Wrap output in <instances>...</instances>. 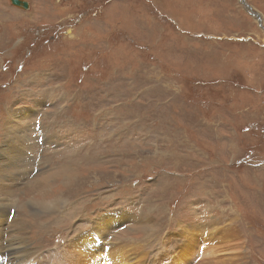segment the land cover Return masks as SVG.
<instances>
[{"label": "rangeland", "instance_id": "rangeland-1", "mask_svg": "<svg viewBox=\"0 0 264 264\" xmlns=\"http://www.w3.org/2000/svg\"><path fill=\"white\" fill-rule=\"evenodd\" d=\"M25 1L0 0V226L23 224L17 258L264 264V0Z\"/></svg>", "mask_w": 264, "mask_h": 264}, {"label": "bare ground", "instance_id": "bare-ground-1", "mask_svg": "<svg viewBox=\"0 0 264 264\" xmlns=\"http://www.w3.org/2000/svg\"><path fill=\"white\" fill-rule=\"evenodd\" d=\"M24 11V10H23ZM251 16V15H250ZM20 116V115H19ZM16 119H18V120H20L21 122H23L22 121V119L20 118H17L16 117ZM15 119V120H16ZM14 119H9V121H8V123H14L13 125H16L17 123H16V121H15ZM20 121H18V123L20 122ZM18 126V125H17ZM15 173H16V170H15ZM19 173V172H18ZM18 173H16V174H18ZM7 174V173H6ZM26 174V173H25ZM67 176V175H66ZM28 178V177H27ZM71 181L72 180H67V183L69 184V183H71ZM26 182H29L28 180L26 181ZM34 183V182H33ZM32 183V184H33ZM64 183V182H63ZM50 184V183H49ZM54 184V183H53ZM36 185H32V187L33 188H36V189H39V188H37V187H35ZM44 186H45V184H44ZM40 187V186H39ZM44 189V188H43ZM38 192H40V191H38ZM37 192V193H38ZM54 193V192H53ZM48 194V191L45 189L44 191H42L41 190V192H40V196L41 197H44V199L43 200H45V201H43V200H41L39 203L42 205V206H45V205H48V204H50V203H52L53 204V207H56V205H58L59 203L56 201V200H58L59 198H61V197H59V196H57L55 199H53L52 197H50V196H48L47 195ZM52 194V193H51ZM39 200V199H38ZM10 206H11V204H10ZM10 206H9V208H10ZM37 206V205H36ZM52 206V205H51ZM9 208H6L7 209V213L9 212ZM42 208V207H41ZM39 209H40V207H39ZM45 209H48V210H51V208L50 207H46ZM55 209V208H54ZM44 210V209H43ZM31 213V212H30ZM40 213H43V211L42 212H39V214ZM44 213H45V210H44ZM36 214V213H35ZM36 217V216H35ZM17 220L16 219H14L13 220V225H12V222H11V225H10V223L7 225V227H5V228H2L1 229V227L2 226H0V244L1 245H4L3 247H2V250H3V253L1 252V250H0V255L2 256V254H3V258H5V259H8L9 260V263H7V264H32L31 263V259H18L17 258V249H19L20 247H22L21 245H23L24 243H25V240L23 239V238H21L22 236H25V232H24V230H25V228H24V226H23V224L21 223V221H18V222H16ZM106 224H107V222H105ZM92 224H93V222H92ZM94 225V224H93ZM93 225H92V228L89 230V231H85V232H83V233H81V235H79L78 237H81V236H83V235H86V234H89L91 231H92V229H93ZM213 227V226H212ZM13 229V236L14 237H16V238H14V240H1V237L3 236V235H5L6 236V234L8 233V230H9V233H10V229ZM98 229V228H97ZM216 229V228H215ZM98 231V230H97ZM100 232L101 233H103L104 232V228H103V226H102V223H101V225L99 226V232H98V234H99V236H97L99 239L101 238V235H100ZM216 231H212L211 232V234L213 233H215ZM8 233V234H9ZM97 235V234H96ZM78 237H76V238H74L72 241H74L75 239H77ZM88 240V239H87ZM5 241V242H4ZM71 241V242H72ZM92 241V240H91ZM5 243V244H4ZM17 243V244H16ZM89 242H82V244H78V243H75V244H73V248H75V250H77L78 249V252H80V255H79V253L78 252H76V255H75V258L77 259V258H80V256H84V257H86L87 259H88V255H86V254H89V251H88V249H87V246H89L90 247V249L91 250H93V248H95L94 247V245L93 244H88ZM92 243H94L93 241H92ZM206 244V243H205ZM87 245V246H86ZM26 249V248H25ZM79 250H81V251H79ZM106 250V248H104L103 247V249H102V251L101 252H104ZM115 251V250H114ZM118 251V250H117ZM27 252V251H26ZM26 252H23L22 251V255L23 256H28V255H25L26 254ZM119 252H120V250H119ZM93 254V253H92ZM113 254V253H112ZM125 254V253H124ZM123 254V255H124ZM117 255H118V253H117ZM102 256H104V254H102ZM30 256H28V258H29ZM121 257V256H120ZM95 259V261H94V263L95 264H97L98 262H102V261H100V256L99 255H96V257L94 258ZM114 259V261H113V264H119V261H120V259L116 256V258H113ZM123 259V258H122ZM77 261V260H76ZM87 261V264H88V261H89V259L88 260H86ZM108 261V260H107ZM71 263V262H70ZM77 263V262H76ZM75 263V264H76ZM0 264H4V263H1L0 262ZM109 264V263H108ZM239 264V263H238Z\"/></svg>", "mask_w": 264, "mask_h": 264}, {"label": "water", "instance_id": "water-1", "mask_svg": "<svg viewBox=\"0 0 264 264\" xmlns=\"http://www.w3.org/2000/svg\"><path fill=\"white\" fill-rule=\"evenodd\" d=\"M10 1H11V4L14 7L19 8L21 10H24L25 11V10H28V8H29V3L27 1H25V0H10ZM242 5L244 6L245 10H247V12H249V14L251 16L257 17L256 19L259 21V17L257 16V14L251 12V8L248 5H246L244 3V1H242Z\"/></svg>", "mask_w": 264, "mask_h": 264}, {"label": "flooded vegetation", "instance_id": "flooded-vegetation-1", "mask_svg": "<svg viewBox=\"0 0 264 264\" xmlns=\"http://www.w3.org/2000/svg\"><path fill=\"white\" fill-rule=\"evenodd\" d=\"M251 12H253L252 9H251ZM253 13H254V12H253ZM257 16H258V15H257ZM252 17L255 18V19L257 18V17H255V16H252Z\"/></svg>", "mask_w": 264, "mask_h": 264}]
</instances>
